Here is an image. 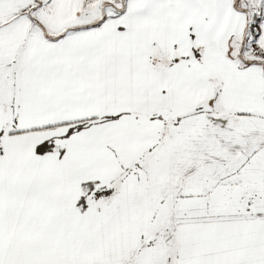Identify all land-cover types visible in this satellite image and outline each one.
<instances>
[{
	"label": "snow or ice",
	"instance_id": "obj_1",
	"mask_svg": "<svg viewBox=\"0 0 264 264\" xmlns=\"http://www.w3.org/2000/svg\"><path fill=\"white\" fill-rule=\"evenodd\" d=\"M0 264H264V0H0Z\"/></svg>",
	"mask_w": 264,
	"mask_h": 264
}]
</instances>
